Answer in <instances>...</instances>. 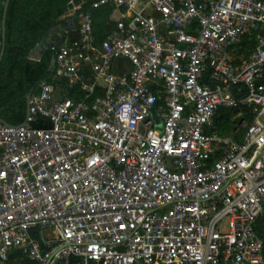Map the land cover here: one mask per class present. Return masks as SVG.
Masks as SVG:
<instances>
[{"label":"built area","instance_id":"built-area-1","mask_svg":"<svg viewBox=\"0 0 264 264\" xmlns=\"http://www.w3.org/2000/svg\"><path fill=\"white\" fill-rule=\"evenodd\" d=\"M70 4L0 123V264H264V0Z\"/></svg>","mask_w":264,"mask_h":264},{"label":"trees","instance_id":"trees-1","mask_svg":"<svg viewBox=\"0 0 264 264\" xmlns=\"http://www.w3.org/2000/svg\"><path fill=\"white\" fill-rule=\"evenodd\" d=\"M72 0H11L7 13L6 52L0 66V118L11 125L25 121L28 95L39 92L41 83H50L53 52L47 48L39 59L31 52L49 37L53 28L64 22V15ZM81 3L82 0H74ZM5 4L0 2V24ZM85 5V8L89 7ZM94 33L101 40L109 31L112 9L108 5L92 9ZM58 85L65 86L64 81ZM72 94V91H71ZM226 119V123H227ZM225 123V124H226ZM257 232L264 244V212L257 224Z\"/></svg>","mask_w":264,"mask_h":264},{"label":"water","instance_id":"water-1","mask_svg":"<svg viewBox=\"0 0 264 264\" xmlns=\"http://www.w3.org/2000/svg\"><path fill=\"white\" fill-rule=\"evenodd\" d=\"M10 1L11 0H6V2H5L3 18H2V21H1V25H2V49H1V52H0V66H1V63H2V60H3V57L5 55V52H6V32H7L6 20H7V13H8V8H9ZM69 8H72L71 4H69ZM66 28L68 29V27H66ZM70 37L73 40L74 39H78L79 38V34L77 32L76 33H71ZM65 39H66L65 36L63 38H61L60 44H62L65 41ZM49 41H50L49 38H46L45 40H43L36 48L33 49V51L30 54V57L31 58H36V59L41 58L42 55H43V51L48 46V42ZM54 68H55V63L52 62V65H51V71L52 72H54ZM31 96H32V94L28 95V97H27L28 102H29ZM27 111H29V110H27ZM0 123H3L5 125H9V126L11 125L8 122L4 121L2 118H0Z\"/></svg>","mask_w":264,"mask_h":264},{"label":"crops","instance_id":"crops-1","mask_svg":"<svg viewBox=\"0 0 264 264\" xmlns=\"http://www.w3.org/2000/svg\"><path fill=\"white\" fill-rule=\"evenodd\" d=\"M74 1V0H73ZM75 2V1H74ZM79 5V3H76ZM74 8L72 6V8H69L68 11L66 12V14L64 15L63 18L64 19V22L62 23H59L57 24L56 27L53 28V33L56 37H59L66 31V42H73L74 40L76 39H71V33H76V31H72L71 28H69V24H70V21H73L74 22V27L76 28L78 26V21L77 19L74 17H72V14L74 13ZM113 14V17L111 18V15ZM118 17V13L114 10H112L111 14H110V17H109V20H108V24H109V29L110 27L112 26V23L114 22V19ZM68 27V29L66 28ZM54 36V37H55ZM47 49V48H46ZM33 59H36V58H33Z\"/></svg>","mask_w":264,"mask_h":264}]
</instances>
